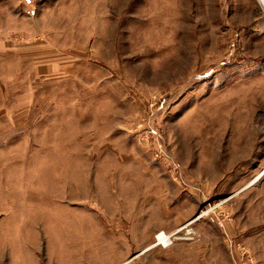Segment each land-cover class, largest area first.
<instances>
[{
	"label": "rangeland",
	"instance_id": "rangeland-1",
	"mask_svg": "<svg viewBox=\"0 0 264 264\" xmlns=\"http://www.w3.org/2000/svg\"><path fill=\"white\" fill-rule=\"evenodd\" d=\"M0 264H264L257 0H0Z\"/></svg>",
	"mask_w": 264,
	"mask_h": 264
},
{
	"label": "bare ground",
	"instance_id": "bare-ground-1",
	"mask_svg": "<svg viewBox=\"0 0 264 264\" xmlns=\"http://www.w3.org/2000/svg\"><path fill=\"white\" fill-rule=\"evenodd\" d=\"M257 1H258L260 10L264 12V0H257ZM169 239H170L169 236H166L164 234L159 236V240L164 244L168 243Z\"/></svg>",
	"mask_w": 264,
	"mask_h": 264
}]
</instances>
